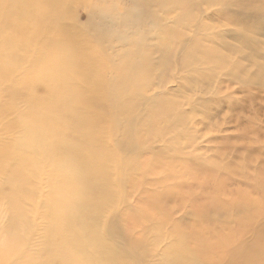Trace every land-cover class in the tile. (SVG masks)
<instances>
[{
  "label": "rangeland",
  "instance_id": "374dc122",
  "mask_svg": "<svg viewBox=\"0 0 264 264\" xmlns=\"http://www.w3.org/2000/svg\"><path fill=\"white\" fill-rule=\"evenodd\" d=\"M69 1L79 25L90 21L88 28L78 32L82 43L73 45L66 36L53 35L46 46L48 53L43 46L34 64L42 69L48 58L61 57L59 68L55 62L46 68L58 71L71 88L81 74L90 75L116 101L114 108L109 97L104 98L102 106L113 110L112 123L99 121L97 129L83 125L80 132L69 136L85 143L87 149L104 151L106 147L111 152L109 173L102 165L103 170L97 171L106 182L104 191L107 184L110 187L104 197L113 205L103 213L100 225L105 244L117 248L129 264H167L168 260L176 264H264V30L231 22L218 0H193L197 5L192 14L182 12V4L176 7L178 0H163L159 7L150 3L148 13L135 23L124 22L122 17L131 10V0ZM40 6L3 0L0 10V146L19 144L22 129L28 126L19 118L28 111L26 99L34 97L31 86L17 95L4 82V58L11 55L7 51L38 27L27 15L15 13L38 15L45 11ZM90 8L116 19L90 18ZM148 15L155 17L154 22ZM57 19L71 23L68 12ZM43 29L48 34L53 31ZM86 47H91L89 52ZM168 54L172 61L160 60ZM144 58L152 59L147 73L132 68V61L143 62ZM20 63L24 67L18 78L25 75L29 64ZM86 63L94 72L84 69ZM123 76L128 78L126 84L116 86L117 78ZM120 92L123 97L131 94L141 106L126 110L129 105L123 98L119 102ZM12 97L15 105L5 110ZM41 104L47 108L48 104ZM38 110L49 111L42 106ZM56 110L51 108L49 113ZM131 118L136 119L133 128L126 125ZM42 124L51 130L65 129L56 122ZM87 133L93 135L86 137ZM25 155L18 150L15 161ZM38 159V167L43 168L32 183L36 194L23 203L26 215L10 200H18L29 185H16L15 191L4 189L0 197L3 262L14 256L21 235L30 252L38 251L48 235L46 200L56 198L58 188L46 170L49 158L41 154ZM11 163L8 158L3 166ZM96 176L90 175V183ZM2 182L6 184L4 174ZM114 229L123 241L108 236ZM130 245L139 251L142 248L144 257L130 252ZM19 258L12 257L17 262Z\"/></svg>",
  "mask_w": 264,
  "mask_h": 264
},
{
  "label": "bare ground",
  "instance_id": "6f19581e",
  "mask_svg": "<svg viewBox=\"0 0 264 264\" xmlns=\"http://www.w3.org/2000/svg\"><path fill=\"white\" fill-rule=\"evenodd\" d=\"M25 1L42 5L40 7L45 11L38 15H33L35 12L31 14H26V12L20 14V11L18 13L14 12L15 15H27L29 20L31 19V22L38 24V27L30 31L31 36H24L25 41L18 38L17 42L12 43L14 49L6 50L11 55L4 58L6 65V68H4V82H7L6 89L11 91L14 89L17 95H23L25 89L31 86L34 97L32 100L26 99L28 111L19 118L22 122L28 124L27 127H23L22 129L23 133L19 144L15 146H0V176L4 174L6 179V184L0 183V197L3 195L4 189H13L16 185H29L20 192L18 200H10L11 203L18 204L22 213L26 215L27 208L23 207V203L33 198L36 194L35 188L32 189V183L36 180L38 170L40 171L43 168L38 167L40 161L38 157L41 154L49 158L46 170L51 177L50 181L54 182L58 188V193L56 198L46 200L47 211L44 215L48 222V235L45 236L41 248L36 252H30L25 247L26 237L21 235L17 238L19 243L13 252L14 256L18 255L20 257V261L17 262L15 259H12L14 256L10 255L7 261L3 262L2 250L0 264H129L119 255L117 248L105 244V235L102 234L100 226L103 213L106 210H111L113 205L111 206L110 201L104 197V194H107V190L110 187L107 184L105 186L106 191H104L106 182L98 176L97 171L103 167L104 170L101 169L100 171L108 172L107 169L111 166L112 160L110 159L111 152L106 147L103 148L105 149L104 151L87 149L85 143L75 141V139H70L69 137L72 132H80L79 128L83 125L90 124L92 128H96L99 121L108 124L112 123L114 118L112 114L113 110L108 109L107 111L102 106L104 98L109 97L108 100L114 104L112 105L114 108L116 101L113 95L107 96V92L105 95L101 89L103 83L100 86L98 82H92L90 75L81 74L80 81L73 83V88H71L67 83L68 81L62 78L58 71H51L46 68L48 63L53 62H55V67L59 68L61 57L48 58V63L42 69L37 68L34 64L36 57L41 58V54L36 53H41L43 46V52L48 53L46 46L47 43L51 44L49 41L53 35L66 36L65 40L69 41V43H74L73 45H76L79 41L82 43L79 40L78 32L88 28L90 21L86 26L79 25L75 21L73 4L69 0ZM162 1L131 0V10L122 16L124 17L123 21H129L130 23L141 21L144 16L142 14L149 11L147 8L148 4L152 3L159 7ZM178 2L175 3L177 4L176 7L181 4L184 7L181 8L183 9L182 12L185 11L188 14H192L196 10L195 5L197 4L193 0H178ZM217 4H222V10L229 14L228 19L231 22L248 28L257 26L261 31L262 29L264 30V0H239L235 2L233 0H218ZM233 5L236 7L235 9L232 8ZM132 6L135 7V14L132 13ZM1 9H3V0H0ZM92 9L90 8L88 11L90 18H98L101 21L108 18L112 20L116 19L113 15L104 14L101 11ZM157 10L160 11V9ZM64 12L69 13L71 23H62V21L57 19ZM152 18L150 15L147 16V19L154 22ZM166 19L168 18L166 17ZM196 20H198L197 17L193 22L195 23ZM46 21L51 22V24L44 23ZM0 23H3V20L0 19ZM197 23L196 26H199L200 22ZM18 27L22 29V26ZM44 27L53 28L52 33L48 34L47 30L43 29ZM0 38L3 39V35ZM45 42L46 45H44ZM53 44L57 47L55 43ZM90 48L86 47L84 50L89 52ZM77 50L80 49L77 48ZM18 53H21L19 57H17ZM43 56L45 57L46 54H43ZM172 57L165 55L160 60L166 59L168 62L172 61ZM1 58L3 59V52L0 53ZM22 60L29 63L28 70H25V75L22 78H18L17 73L24 67L20 63ZM0 64H2L0 66V73L2 72L0 75L2 76L3 62H0ZM151 64L152 59L144 58L143 62L132 61V68H139L141 72L147 73L148 65ZM83 66H85L84 69L88 72H94L95 70L92 65L90 66L87 63ZM74 71H77V69H74ZM122 78H117L119 82L115 84L116 86L121 87L123 84H126L128 78L125 76ZM118 94L120 95L119 102H122L123 98L126 106L129 105L128 108H125L126 110L131 109V106H134L133 109L141 106L134 97L130 96L131 94L127 97H123L121 92ZM15 102L16 98L12 97L11 102L4 106V109H11L15 105ZM43 102L48 104L47 108L41 104ZM39 106L49 111L51 108H55L58 111L56 110L55 113H49V111L39 112ZM135 121V118H131L126 125L129 128H133L136 123ZM47 122H56L57 126H64L65 129L64 131L51 130L42 124ZM127 132L131 133L129 130ZM89 135L93 134H85L86 137ZM121 145H123L122 142L120 143ZM136 147V145L131 147L133 152L136 150ZM75 149H79V151L75 152ZM18 150H23L26 155L23 159L18 158L15 161ZM94 152L96 153L95 159ZM8 158L12 163L9 167L3 166L5 160ZM83 158L86 163L83 162ZM107 159H110L109 162L106 161ZM95 174L97 175L96 181L90 183V175L95 176ZM99 189H102L100 194L97 193ZM15 190L17 189H13V191ZM114 231L111 232L110 230L108 236L112 237L115 235L123 241L124 238L117 233V229H114ZM131 246H129L130 252H135L139 258L144 257V252L141 251L142 248L139 251L137 248ZM166 263L176 264L171 260H168Z\"/></svg>",
  "mask_w": 264,
  "mask_h": 264
}]
</instances>
